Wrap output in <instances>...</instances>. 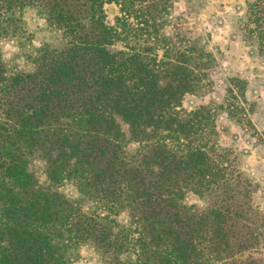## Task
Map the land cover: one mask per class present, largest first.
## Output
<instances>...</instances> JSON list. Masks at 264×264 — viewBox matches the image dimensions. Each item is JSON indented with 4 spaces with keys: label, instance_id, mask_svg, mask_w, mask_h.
I'll return each instance as SVG.
<instances>
[{
    "label": "trees",
    "instance_id": "obj_1",
    "mask_svg": "<svg viewBox=\"0 0 264 264\" xmlns=\"http://www.w3.org/2000/svg\"><path fill=\"white\" fill-rule=\"evenodd\" d=\"M174 7L0 0V43L19 51L0 50V264H73L84 247L103 264H264L258 187L217 129L220 111L250 124L245 94L231 82L223 104L184 108L217 58L169 29ZM30 13L57 44L33 45ZM245 21L264 55V0Z\"/></svg>",
    "mask_w": 264,
    "mask_h": 264
},
{
    "label": "rangeland",
    "instance_id": "obj_2",
    "mask_svg": "<svg viewBox=\"0 0 264 264\" xmlns=\"http://www.w3.org/2000/svg\"><path fill=\"white\" fill-rule=\"evenodd\" d=\"M252 1L255 0H175L169 29L177 28L189 38L201 39L217 58V67L211 73L213 88L200 97L188 96L183 103L185 109L192 110L212 102L223 104L228 89L233 87L231 82L235 93L244 92L250 124L236 123L220 111L217 118L219 141L224 148L240 157L243 170L258 187L256 201L264 206V55L259 53L257 41L246 26L247 3ZM107 11L113 24L118 8L111 5ZM27 20L35 32V47L45 39L58 43L55 33L47 30L43 21L33 17L32 13L28 14ZM0 50L5 60L19 61V51L14 42L2 41ZM237 81L242 84L237 86ZM35 171L44 182L43 168L36 166ZM60 191L71 199L77 197L76 190L69 185ZM186 203L202 206V201L194 194L186 197ZM73 264L103 263L93 249L84 247Z\"/></svg>",
    "mask_w": 264,
    "mask_h": 264
}]
</instances>
